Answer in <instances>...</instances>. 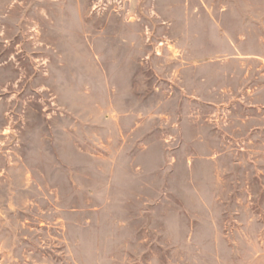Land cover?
<instances>
[{
    "label": "rangeland",
    "instance_id": "rangeland-1",
    "mask_svg": "<svg viewBox=\"0 0 264 264\" xmlns=\"http://www.w3.org/2000/svg\"><path fill=\"white\" fill-rule=\"evenodd\" d=\"M0 264H264V0H0Z\"/></svg>",
    "mask_w": 264,
    "mask_h": 264
}]
</instances>
